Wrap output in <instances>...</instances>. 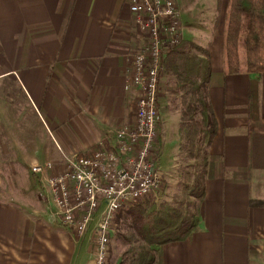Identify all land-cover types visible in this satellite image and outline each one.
<instances>
[{"label": "crops", "instance_id": "0c3cea01", "mask_svg": "<svg viewBox=\"0 0 264 264\" xmlns=\"http://www.w3.org/2000/svg\"><path fill=\"white\" fill-rule=\"evenodd\" d=\"M129 1L0 0V264L93 260L103 204L76 236L56 215L47 177L64 155L115 149L116 128L133 120L137 88L125 84L143 37ZM174 1L182 39L208 48V151L219 161L196 229L163 244L159 264H264V205L252 203L264 199V72H224L228 0ZM164 84L156 130L161 144L174 116L176 152L181 109ZM47 162L53 169L31 171Z\"/></svg>", "mask_w": 264, "mask_h": 264}, {"label": "trees", "instance_id": "16d2710c", "mask_svg": "<svg viewBox=\"0 0 264 264\" xmlns=\"http://www.w3.org/2000/svg\"><path fill=\"white\" fill-rule=\"evenodd\" d=\"M224 72H264V0H228L223 29ZM178 90V144L182 166L177 194L170 200H133L113 216L123 248L108 264H159L163 244L188 237L197 227L204 183L215 174L218 156L208 151L216 122L208 101V48L181 39L163 49L158 64ZM154 142L159 151V134ZM253 204L264 205L263 200ZM118 237V236H117Z\"/></svg>", "mask_w": 264, "mask_h": 264}, {"label": "built area", "instance_id": "2783aa9c", "mask_svg": "<svg viewBox=\"0 0 264 264\" xmlns=\"http://www.w3.org/2000/svg\"><path fill=\"white\" fill-rule=\"evenodd\" d=\"M129 10L143 37L142 47L131 57L125 84L137 88L133 120L116 128L115 149L98 145L88 153L64 155L60 172L47 177L56 215L76 236L85 232L93 213L103 204L94 227L91 264L107 262L114 214L133 200L154 195L162 179L153 154L158 64L163 49L182 39L179 11L174 0H130ZM46 169H53L51 162L31 167L39 174Z\"/></svg>", "mask_w": 264, "mask_h": 264}, {"label": "rangeland", "instance_id": "374dc122", "mask_svg": "<svg viewBox=\"0 0 264 264\" xmlns=\"http://www.w3.org/2000/svg\"><path fill=\"white\" fill-rule=\"evenodd\" d=\"M215 39V36H214ZM160 79L163 81L166 80L167 85L164 84V88H167V95L170 97L171 102H175L180 109L181 105L178 101V90L176 89L175 85L172 83V77H170L169 74H165V72L161 73ZM161 81V80H160ZM170 85H169V84ZM163 87V86H162ZM158 113V111H157ZM158 119V118H157ZM166 132L164 134V140L162 139L161 144L159 145V153L157 154V166L158 170L162 174V179L160 181V186L158 190L155 192L154 195H150L147 198H144L142 200H148V199H154L155 201H161V200H170L174 196H176L178 191V183L180 178V169L182 166V159L181 155L179 154V149L175 152V144H174V138L175 136V129H176V120L174 116H171L168 123ZM155 139H158V136L156 135ZM155 140V141H156ZM155 151H153V154ZM175 152V154H174ZM60 172V171H59ZM58 172V173H59ZM180 195V194H179ZM119 225L116 223V220L112 219V229H111V236L109 238L108 242V255H107V262L108 264L112 258H114L116 255H120L123 248H125L122 245V238L119 237L120 235L125 234V231L120 230L118 228ZM118 236V237H117Z\"/></svg>", "mask_w": 264, "mask_h": 264}]
</instances>
